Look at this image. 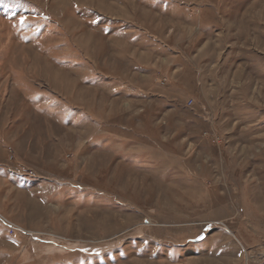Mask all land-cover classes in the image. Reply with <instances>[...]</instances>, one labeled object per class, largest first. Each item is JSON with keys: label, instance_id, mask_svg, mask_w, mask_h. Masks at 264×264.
Returning <instances> with one entry per match:
<instances>
[{"label": "rangeland", "instance_id": "374dc122", "mask_svg": "<svg viewBox=\"0 0 264 264\" xmlns=\"http://www.w3.org/2000/svg\"><path fill=\"white\" fill-rule=\"evenodd\" d=\"M0 264H264V0H2Z\"/></svg>", "mask_w": 264, "mask_h": 264}, {"label": "snow or ice", "instance_id": "6c2138e0", "mask_svg": "<svg viewBox=\"0 0 264 264\" xmlns=\"http://www.w3.org/2000/svg\"><path fill=\"white\" fill-rule=\"evenodd\" d=\"M0 2H2V0H0Z\"/></svg>", "mask_w": 264, "mask_h": 264}]
</instances>
